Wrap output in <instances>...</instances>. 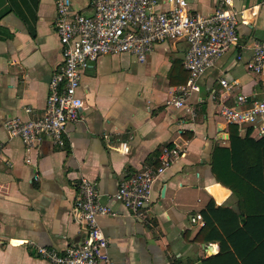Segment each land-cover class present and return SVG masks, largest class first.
Segmentation results:
<instances>
[{
    "label": "crops",
    "instance_id": "crops-1",
    "mask_svg": "<svg viewBox=\"0 0 264 264\" xmlns=\"http://www.w3.org/2000/svg\"><path fill=\"white\" fill-rule=\"evenodd\" d=\"M217 1L186 0L187 10L207 14ZM232 1L236 8L251 6L236 27L240 41L264 39V0ZM70 3L88 11L87 0ZM164 5L160 0L159 7ZM53 15L52 0H0V264H52L36 254L37 245L62 250L84 234L73 214L78 179H93L104 200L126 172L155 165L163 145L180 152L154 179L143 207L131 213L113 201L117 212L97 217L108 255L114 264H200L218 254L217 240L197 239L201 211L209 199L238 209L236 197L209 168L213 145H228L209 88L221 75L236 79L239 90L254 88V77L235 60L236 48L197 78L198 90L186 99L192 116L164 105L180 85L169 83L168 71L183 58V39L152 44L141 61L126 52L99 55L80 73L79 116L65 124L63 143L43 137L27 147L7 134L4 122L42 113L48 79L60 60ZM241 52L248 56L246 48ZM243 255L261 258L264 252ZM234 257L240 262V255Z\"/></svg>",
    "mask_w": 264,
    "mask_h": 264
},
{
    "label": "built area",
    "instance_id": "built-area-1",
    "mask_svg": "<svg viewBox=\"0 0 264 264\" xmlns=\"http://www.w3.org/2000/svg\"><path fill=\"white\" fill-rule=\"evenodd\" d=\"M52 1V26L58 37L60 60L48 79L42 113L26 119L7 118L4 127L9 136L20 138L27 147L35 146L43 137L62 144L65 124L79 116L81 99L76 88L84 68L102 54L126 52L141 61L152 44L175 39L186 43L182 66L187 77L164 105L194 115L186 99L198 90L197 78L225 51L236 48L235 60H241L245 72L254 77V88L239 90L236 79L221 75L209 88L210 97L216 113L226 125L236 124L241 136L264 135V39L242 42L236 28L251 6L236 8L232 0H218L209 13L202 14L188 11L186 0H164L163 7H159L160 0H87L88 11L82 12L73 9L70 0ZM242 48L248 50L245 58ZM179 152L175 145H163L155 165L143 164L126 172L104 200L95 181L81 176L73 199V214L84 228L81 241L62 250L37 245L36 254L52 264H114L97 217L115 214L113 201L137 213L149 200L154 179ZM199 218L196 213L195 219Z\"/></svg>",
    "mask_w": 264,
    "mask_h": 264
},
{
    "label": "trees",
    "instance_id": "trees-1",
    "mask_svg": "<svg viewBox=\"0 0 264 264\" xmlns=\"http://www.w3.org/2000/svg\"><path fill=\"white\" fill-rule=\"evenodd\" d=\"M186 77L182 60H175L168 71L169 83H184ZM226 126L228 145H213L209 168L214 180L236 197L238 211L214 206L213 200H208L201 211L203 224L197 239L217 240L219 251L202 258L200 264H244L246 259L259 264L264 256L243 254L264 252V135L241 136L236 124ZM234 252L240 255V262L235 260Z\"/></svg>",
    "mask_w": 264,
    "mask_h": 264
}]
</instances>
